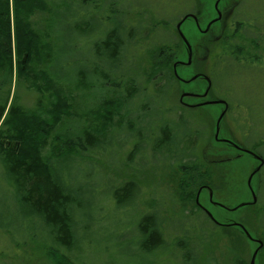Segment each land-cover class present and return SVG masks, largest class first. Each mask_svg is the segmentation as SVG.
<instances>
[{"label": "trees", "instance_id": "16d2710c", "mask_svg": "<svg viewBox=\"0 0 264 264\" xmlns=\"http://www.w3.org/2000/svg\"><path fill=\"white\" fill-rule=\"evenodd\" d=\"M136 1L138 2L110 0L107 7L111 14L106 15V20L105 18L103 20L109 24L116 19H121V22L112 23V27L106 29L101 20L90 33L83 32L84 29L81 31L87 38H96L94 47L98 59H102L105 56L104 51H107L108 59L112 62L109 69L104 71L99 64L93 63L86 73L81 71L76 77L70 75L63 77L78 83L80 88L108 90V96L97 105L100 110L97 111L96 117L103 120L100 129L95 128L93 131L80 126L79 130L73 131L70 125L59 132L56 131L58 126L65 125V119L71 117L72 113L67 96L55 87L58 83L51 79V76L62 78L53 66L57 52L52 43L44 40L32 25L33 15L37 12L51 11L48 0H0V179L4 187L10 191L13 201L25 209L26 217L42 224L46 235L41 241L40 249L47 264L80 263L79 254L84 246L91 248L93 244L99 243L89 233L93 224V217L91 219L89 212L92 210L99 214L96 222L101 230L100 221L108 205L101 200V204L85 206L80 197L82 187H79L69 170L57 167V163L72 159L80 160L82 164L88 163L85 159L87 155L89 157L91 153L104 150L105 144L110 142L111 137L107 139V133L111 126L116 124V118L120 123L119 129L126 125L129 132L138 129L134 136L127 135L128 138L135 139L130 141L133 147L129 159L132 160L138 155L162 156L166 163L172 164L170 169L174 171V175H182L179 183L180 200L192 204L190 210L193 214L197 211L204 215L203 222L198 217L188 216L187 223L190 222L191 225L189 227L180 225L182 235L172 237L170 240L171 235L167 234L169 229L166 226L168 219L162 217L160 210L154 206L144 212L138 209L147 192L135 179L121 182L108 198L109 206L111 207L113 202L117 207L122 205L125 209L134 210L139 218L136 223L137 249L144 264H157L158 260H155L154 256L159 252L163 255L165 248L169 246L173 247V257L177 264H208L209 260L205 261V250L208 252L211 245L218 247L220 242L227 238L231 244L229 249L236 254L232 244L237 241L241 246V242H245V233L241 228L214 222L197 205V189L212 185L211 167L202 161L201 156V148L205 146L201 142L207 143L209 136H203V131L192 124L188 128L186 125L189 120L173 118L172 114L177 113L176 111L173 113L174 110L167 105L172 99L170 94L173 89L167 86L172 85L174 80L170 64L173 56L171 51L178 47V41L175 40L174 44L168 43L170 40L167 38L166 42V39L162 38L166 32L158 29L157 24L152 26V30L155 29L161 34V39L154 42V47L150 51L152 57L149 70L145 69L146 67L143 70L148 81L146 83L153 82L152 84L157 86L155 91L159 93L164 90L165 95L158 97L162 98L160 100L162 103L155 110L154 121L148 120L146 116L151 104H145L143 110L138 111L139 116L133 117L137 99L142 94L149 93L145 83L139 82L128 73L131 68L123 71V67L127 65L129 49L135 43H143L148 39L145 35V26L141 22H136L131 15L136 9L134 6ZM65 2L66 0L63 4L60 3L59 7L63 8ZM259 4L261 7L252 10L250 15L255 16L260 25L247 32L244 25L246 28L252 25L240 19L244 23L242 39L239 41L235 38L233 41L226 38L222 41L225 43V51L234 56V58L224 56L216 72L220 77L225 75L221 83L225 82L227 87L230 86L228 92L236 86L241 88L248 85L241 81L251 80L252 74L258 75L255 77L258 82L264 81L262 65H253L248 60L251 58V50L247 54L243 53L244 56L240 50L235 51L236 45L239 48V44L247 47L249 44L264 43V4ZM249 5L255 3L250 2ZM163 23L166 29L168 23ZM43 60L52 62V68L47 70L48 72L37 68L38 62ZM214 76L216 75L212 74V77ZM140 78L145 80L143 75ZM22 80L28 83L29 90L35 88L39 94L34 108L22 104V94L16 90L13 92L14 83L16 87L24 86L21 84ZM161 81L164 85H160ZM262 85L257 86L260 88ZM254 103L257 105L260 101ZM141 104L137 107H141ZM230 106L229 115L234 116L235 106ZM189 114L193 117L196 113L190 110ZM247 122H250V119L246 118V122L242 123L248 127ZM137 125L140 128H137ZM258 139L250 146L252 150L261 147L262 140ZM47 146L51 149L49 156L43 153ZM263 168L264 166L259 174L264 184ZM172 196L174 201L178 202L177 197ZM255 209L254 218L263 241L258 260L259 264H264V206L256 203ZM217 227L220 228L219 231L216 230ZM190 233L196 236H188ZM158 264L164 263L159 261ZM233 264L248 263L238 254L234 257Z\"/></svg>", "mask_w": 264, "mask_h": 264}, {"label": "rangeland", "instance_id": "374dc122", "mask_svg": "<svg viewBox=\"0 0 264 264\" xmlns=\"http://www.w3.org/2000/svg\"><path fill=\"white\" fill-rule=\"evenodd\" d=\"M109 1L66 0V5L62 8L59 5L60 3L63 4L64 0H48L51 11L37 12L33 15L32 25L35 30L39 32L44 40L50 41L56 49L57 59L53 62V66L62 78L58 79L51 76V79L58 83L55 87L59 88L64 96H67L72 113L71 117L65 119L64 123L66 124L58 126L56 131L60 132L70 125H72L73 131L79 130L80 126L94 131L95 128L100 129L103 123L102 119L96 117L97 111L100 110L97 105L108 96V90L80 88L78 83L63 79V77L69 75L76 77L81 71L86 73L93 63L99 64L104 71L109 69L108 67L112 62L108 59L107 51H104L105 56L102 59H98L94 47L96 38H87L81 32L84 29L83 32L90 33L103 18L106 20V15L111 14L109 7H107ZM235 1L243 2L236 8V17L252 25L246 29L247 32L255 29L256 25H260V22L258 23L255 16L250 15V12L255 8L257 9L258 6L261 7L259 3L264 4L263 0H226V6H232ZM199 2L201 5L198 6L203 8L200 18L203 25H206L215 15L212 2L208 0H199ZM250 2L255 3V5L250 6ZM196 5V0H138V2H135L136 9L131 15L136 22H141L145 26V35L148 36V39L143 43H135L129 49L127 65L123 67V71L131 68L128 73L136 77L139 82L145 83L149 93L147 95L141 93L142 95L135 103L136 108H134L133 113L135 115L133 114V117L139 116L140 113H137L143 110L145 104H151L146 116L148 120L154 121L155 110L162 103L160 101L162 98L158 97L165 95L164 90L159 93L157 90L155 91L157 86H154L153 82L146 83V73L143 70L144 67L149 70L152 57L150 51L154 47V42L161 39V34H158L155 29L152 30V26L157 24V26L159 25L156 26L158 29L166 32L162 35L166 42L167 38L168 41L170 40L168 43L174 44L175 40L178 41L180 48L177 50L176 60L186 61L188 59V48L180 38L176 25L186 13L197 10ZM54 13H56L55 17H53ZM120 20L116 19L113 22L111 21L110 24L103 20V23L106 29H110L113 24L118 23ZM163 22L168 23L166 29L163 27ZM220 29H216L214 33L218 34ZM181 30L193 46L195 60L189 68L180 66L178 73L187 80L200 71L210 76L215 74L216 76L213 77V99H224L230 105L235 106L234 116L229 115V112L223 120L219 137L233 140L240 146L251 150L250 146L259 138L258 140H262V145L253 151L264 158V81L258 82L255 80L257 75H254L251 80L241 81L248 85L241 88L236 86L228 92L230 86L227 87L225 82L221 83L225 75L223 77L218 76L219 74L212 70L208 61L203 62L199 58V56H204L206 53L204 49L206 40L196 29L194 21L192 19L184 21ZM37 68L48 72L47 70L52 68V62L40 61ZM141 75L144 76L145 80L140 78ZM159 83L164 85L162 81ZM21 84L25 87H16V83H14L13 92L16 90L22 94V104L28 108H34L39 94L35 91V88L29 90L27 88L28 83L25 80H22ZM257 85H262V87L259 88ZM174 87L172 94H170L172 99L167 103L174 110L173 113L175 111L177 113L172 114L173 118L176 120L181 118L189 120L188 125H186L188 128L192 124V126L203 131V136H209L207 143L201 142L205 146L201 148L202 154H200L203 158L202 161L211 167L212 185L209 187L213 189V201L217 203L214 204L211 201L208 190L201 192L200 203L219 222L237 228H241L238 224H242L253 237V239L248 238L241 228L245 233V242H241V246L237 241L232 244V249H235L236 254L229 249L231 244L226 238L220 242L218 247L211 245L208 252L205 250V261L209 260L208 264H233L234 257L239 254L250 264L252 255L259 246L258 240L262 239L261 234L258 232L257 221L254 218L256 204L236 209L235 207L242 202L253 200L248 178L260 162L253 155L246 152L240 153L230 144L215 139V126L222 113V107L213 104L203 106L197 110L198 112H194L196 114L193 117L189 114L190 112L178 107L181 93L186 91L202 92L204 90L202 88L205 87L203 81L180 83L178 87ZM47 96L48 94H46ZM185 100L188 102L195 101L189 98H185ZM255 101H260V103L256 105ZM140 103H142V106L140 105L141 107L138 108L137 106ZM240 103H242L241 107L237 109L236 106ZM246 118L250 119L251 122H247L248 127L242 123L246 122ZM115 120L116 124L112 125L107 133V139L111 137L110 142L105 144L104 150L91 153L89 157L87 155L85 159L88 163L82 164L80 160L72 159L67 162L58 161L57 167H62L65 171L69 170L79 187H82L80 197L85 206L101 204V200L109 206L108 198L111 197L113 190L119 187L118 185L121 182L135 179L147 192L143 198V203L140 202L139 211L144 212L149 207L154 206L160 210L162 217L168 219L166 226L169 229L167 234L171 235L169 239L180 237L182 235L179 229L180 225L186 227L191 225L190 222L187 223L188 216L198 217L200 221L204 219L202 212L196 211L194 214L191 212V203L187 204L180 200L179 183L182 175H174V171L170 169L172 164L166 163L159 155L153 156L150 154L147 157L138 155L132 160L129 159L128 156L133 147V143L130 141L135 139L128 138L127 135L134 136L133 134H136L138 129L129 132L127 125L123 129H119L118 118ZM255 124L256 126H254ZM136 127L140 128L139 125ZM144 132L146 133V130ZM43 153L49 156L51 153L50 146H47ZM129 160L132 162L128 163ZM252 186L258 197L257 204L264 206V184L260 174L254 176ZM199 189H197L196 196ZM172 195L177 197L178 202L174 201ZM219 203L225 205L228 209L220 206ZM108 206L104 209L105 215L100 221L101 230L96 222L99 214L90 210L89 215L91 219L93 217V224L89 233L99 243L93 244L91 248L84 246L79 254L81 262L77 264H144L145 262L140 260L137 249L136 223H138L139 218L134 210L125 209L122 205L117 207V204L115 206L113 202L111 207ZM185 207L188 209L185 210ZM216 230L219 231L220 228L217 227ZM45 235L42 224L37 221L33 222L26 217L25 209L20 208L13 201L10 191L4 187L0 179V264H47L46 258L40 249L41 241ZM188 236L193 237L196 234L190 233ZM173 253V247L169 246L165 248L163 255L159 252L154 256V259L164 264H177ZM256 264H259L258 258Z\"/></svg>", "mask_w": 264, "mask_h": 264}, {"label": "flooded vegetation", "instance_id": "af4514ba", "mask_svg": "<svg viewBox=\"0 0 264 264\" xmlns=\"http://www.w3.org/2000/svg\"><path fill=\"white\" fill-rule=\"evenodd\" d=\"M208 1L212 2V9H213V13L215 15L211 18L210 21H208V23L206 25H203L201 18H200L201 17L200 15L202 14L203 8L201 6H198V5H201L199 0H196L197 10H195L193 12H188L185 14V16H188L187 19H192L194 21L196 29L199 31L201 36L204 37L206 40V42L204 44V49H205L206 53L204 56H199V58L202 59L203 62L208 61V63H210V65L212 67V70L213 71L216 70L215 72H217V67L220 64V62L223 60L224 56H230L231 58H234V56H232L231 53H227L225 51V49H224L225 43L224 44L222 43L223 39L227 38V39L233 40V41L235 38H236V40H239V41L242 39L241 34L244 32V27L242 25H244V23L236 17L235 11H236V8L239 7V5L243 4V2L235 1L234 4L229 7V6H226V3H225L226 0H208ZM185 16L181 20H183L185 18ZM187 19H185L184 21H186ZM178 23L176 25V28H177L178 34H179ZM244 26H245V30H246L247 29L246 25H244ZM219 28H221L220 32L218 34H215L214 31H216V29H219ZM179 36L183 40V38L181 37L180 34H179ZM183 42H184V40H183ZM185 45L187 46L186 43H185ZM243 46L244 45L239 44V48H237V45H236L235 51L237 52V50H240L241 54L244 56L245 54L248 53L249 50H251V53H250L251 58L248 60L251 61L253 65H257V66L262 65V67L264 68V43H262V44L261 43L249 44L247 47H243ZM179 48L180 47H179V43H178V47H174V50L171 51L172 53L170 52L171 54H173L172 61L170 64L172 65L171 66L172 67L171 72H172L174 80H173L172 85H170L169 87L167 86V87L170 89H173L174 85L176 87H178V84H180V83H189V82H193V81H197V80L203 81V85L205 87L202 88V89H204L202 92L186 91V92L181 93L180 98H179L178 107L181 109H185L188 112H190V110H192L193 112H198L197 110L199 108L213 104V105H219L220 107H222L221 112L223 110H225L226 107H225L224 103L215 102V101H220V100H224V99H213V97H212V92H214L213 91V89H214L213 81L214 80H213L212 76L200 71L196 74L197 75L196 79L188 81L185 77H183L182 75H180L178 73V68L180 66H186L189 68V66H192L194 64L193 62L195 60L194 59L195 56H194L193 46H192V52H191V59L190 60H189V48H188V46H187V48H188V59L186 61L185 60H176L177 50ZM232 52H233V50H232ZM243 53H245V54H243ZM168 55H169V53H168ZM253 71L255 72V70H253ZM176 72H177V74H176ZM253 76L254 75L252 74V77ZM185 98L193 99L195 101L194 102H188L185 100ZM205 102H207V103H205ZM241 104L242 103H240L238 106L241 107ZM230 107L231 106L228 103V108H227L226 114L224 115V117L220 123L221 128H222L223 120L225 119V117L227 116V114L230 111ZM215 128H216V126H215ZM221 128H220V131H221ZM224 139H226V138H220L219 137V139H216V140L228 143L231 146H233L235 149H237L240 153L243 152L242 149L236 148L233 144L224 141ZM231 141L233 143H236L233 140H231ZM236 144L239 145L238 143H236ZM240 147L243 149H248V148L243 147V146H240ZM206 186H208V185H206ZM206 186L202 187L203 188L202 191L208 190Z\"/></svg>", "mask_w": 264, "mask_h": 264}, {"label": "water", "instance_id": "95a60500", "mask_svg": "<svg viewBox=\"0 0 264 264\" xmlns=\"http://www.w3.org/2000/svg\"><path fill=\"white\" fill-rule=\"evenodd\" d=\"M188 16H185V18L183 20H181L179 23H178V29H179V34L181 35V37L183 38L184 42L187 44L188 48H189V60L191 59V52H192V45L190 44V42L188 41V39L185 37L184 33L182 32L181 30V25L182 23L184 22L185 19H187ZM177 74V72H176ZM197 78V75L193 76L192 78H190V80L188 81H191V80H194ZM214 102V101H213ZM215 102H222L225 104V110L222 111L221 115L219 116L218 120H217V124H216V133H215V139H219V133H220V123H221V120L223 119L224 115L226 114V111H227V108H228V103L225 101V100H220V101H215ZM207 103V102H205ZM210 103V102H209ZM224 141L226 142H229L231 144H233L236 148H239V149H242L243 152H246V153H249L251 155H253L254 158H256L257 160H259L260 164L256 167V169L250 174L249 178H248V185H249V188L251 189V192H252V196H253V200L251 202H242L241 204H239L236 208H239V207H243V206H246V205H254L257 203L258 201V197H257V194L256 192L254 191L253 189V186H252V180L254 178V176L261 170L262 166L264 165V158L261 157L260 155H258L257 153H255L253 150L251 149H243L241 148L239 145H237L236 143H233L231 140L229 139H224ZM208 191H209V195H210V199L211 201L216 204L217 202H214L213 201V189L209 186H206ZM203 188H200L198 193H197V196H196V202L197 204L201 205L200 201H199V197H200V194H201V191H202ZM220 206L222 207H225L227 208L225 205L223 204H220ZM203 209L206 211V213L208 214V216L218 222L215 217L213 216V214L208 210L206 209L205 207H203ZM228 209V208H227ZM246 233V235L248 236V238L250 239H253L252 235L250 234V232L247 230V228L245 226H243L242 224H238ZM259 242V246L258 248H256V250L254 251L253 255H252V258H251V261H250V264H256V261H257V257H258V253L260 251V248L263 246V241L262 240H258Z\"/></svg>", "mask_w": 264, "mask_h": 264}, {"label": "bare ground", "instance_id": "6f19581e", "mask_svg": "<svg viewBox=\"0 0 264 264\" xmlns=\"http://www.w3.org/2000/svg\"><path fill=\"white\" fill-rule=\"evenodd\" d=\"M264 166V165H263ZM262 166V167H263ZM262 169V168H261ZM201 195V194H200ZM200 208H203L204 206L201 204V205H199V204H197ZM207 209V208H206ZM206 212V211H205ZM217 220V219H216ZM214 221V220H213ZM218 221V220H217ZM216 222V221H215ZM218 223H220L219 221H218ZM258 258V257H257Z\"/></svg>", "mask_w": 264, "mask_h": 264}]
</instances>
